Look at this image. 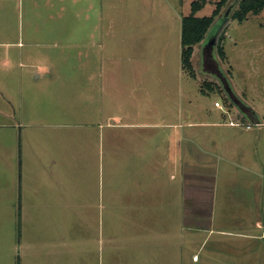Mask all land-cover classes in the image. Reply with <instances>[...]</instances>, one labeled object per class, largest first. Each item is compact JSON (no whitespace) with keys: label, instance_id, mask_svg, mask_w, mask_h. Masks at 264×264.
I'll list each match as a JSON object with an SVG mask.
<instances>
[{"label":"crops","instance_id":"1","mask_svg":"<svg viewBox=\"0 0 264 264\" xmlns=\"http://www.w3.org/2000/svg\"><path fill=\"white\" fill-rule=\"evenodd\" d=\"M17 7L13 0H0V38L9 33ZM14 43L0 41L5 47ZM19 67L33 66H0V264H18L20 248L26 250L20 259L25 264H39L44 253L48 256L44 264H65L68 157L75 158L82 174L86 171L80 181L78 213L95 215L100 223L110 216L108 230L115 229L116 215H121L128 246L139 247V256L125 255L123 264H180V258L182 264H264V191L254 190L264 182L256 156L264 147L263 128H236L235 122L249 121L231 100L233 110L196 118L188 113L183 122L178 110H172L175 96H164L160 67L147 72L146 66H127L126 76L108 77L100 110L85 114L88 120L75 128L70 146L65 130L59 128L65 125L62 121L52 130L18 128L17 110L9 104L18 101L13 80ZM37 67L54 72L46 76L48 85L62 77L61 66ZM92 67L75 66L74 80L82 70L92 80ZM121 81L130 84L119 86ZM252 116L260 120L257 112ZM183 125L188 129L181 135ZM183 140L187 145L180 159ZM100 141L111 161L107 166L115 169L116 158L124 174L123 193H108L106 207L100 194L93 193L87 175L103 152ZM19 163L27 170L25 175L19 173ZM111 182L115 183L113 177ZM20 216L29 233L26 248L16 237ZM112 262L116 264L113 257Z\"/></svg>","mask_w":264,"mask_h":264},{"label":"rangeland","instance_id":"2","mask_svg":"<svg viewBox=\"0 0 264 264\" xmlns=\"http://www.w3.org/2000/svg\"><path fill=\"white\" fill-rule=\"evenodd\" d=\"M193 1L13 0V5L18 3V7L13 9L9 33L4 34L0 41L16 44L6 47L0 45V66H33L19 67L17 77L13 80L18 101L9 106L17 110L18 128L52 130L55 122L62 121L65 125L59 128L65 130L68 145L74 146L77 134L75 128L88 120L85 118L86 113L89 115L101 108L102 99L107 96V88L106 91L104 89L108 85V77L113 74L125 75L127 66H146L147 72L153 68H157L158 72L160 67L164 96H175L172 110H178L183 122L188 113H193L196 118L198 114H208L210 111L221 113L227 108L233 110L224 90H209L202 85L204 80L220 85L215 76L204 71L205 66L209 70L218 66L221 72L227 74L233 92L255 108L262 122L252 123L246 116L244 121H249L252 128H263L264 133V9L258 14H248L246 19L239 21L231 16L239 0H228L206 34L207 37L218 32L217 45L223 46L225 56L221 57L217 45H213V50L209 49L213 59L208 62L205 61L204 45L197 47L198 51L192 57L196 68L194 78L181 68V19L190 14ZM205 1L195 13L196 16L212 14L217 0ZM221 34L223 37L219 39ZM17 41H21V44L18 45ZM37 66H61L59 71L62 77L59 80L52 79L53 85H48L50 80L46 76L54 72L48 74ZM75 66H93L92 80L88 79L86 70L79 71L80 77L74 80ZM33 71L40 72V75L35 77ZM129 84L122 81L118 83L119 86ZM146 84L149 88L148 81ZM119 96H123L122 91ZM48 97L51 98L46 99ZM216 100L220 102V108L215 107ZM163 105L171 104L164 101ZM53 111L57 114L53 115ZM96 119L102 121L100 117ZM218 119H222L221 115ZM205 128L209 130L213 127ZM236 128L246 129L245 123L237 124ZM187 129L184 125L180 126V134ZM182 145L180 159L184 155L183 151H186L187 141L183 140ZM100 147L103 152L88 168L87 175L92 180L93 193L100 194L106 207L108 193L109 196L112 191L123 193L121 177L124 174L116 158L115 169L107 166L111 161H107L105 143L100 141ZM263 148L258 149L256 156L259 169L264 173ZM19 151L22 155L20 146ZM69 158L66 166L68 205L65 264H115L112 257L116 259V264H123L125 255L138 257L139 247L128 246L129 235H125L121 215H116L119 223L116 225L115 219V229L108 230L112 222L108 226L110 216L106 215V208L107 224L98 222L95 215L91 218L78 213L81 209L78 206L80 181L86 176V171L82 174V168L74 164L75 158ZM18 170L24 175L27 172L23 163H19ZM112 177L114 184L111 182ZM259 189L264 191V182L254 187L256 191ZM100 205L101 202H97L98 209ZM111 233L115 235L113 238ZM28 234L26 222L20 216L16 221V237L24 243V248ZM25 251L20 248L16 252L19 261L25 256ZM47 260L46 253L38 257L39 264ZM19 261L16 263L25 264L26 260L24 263ZM179 262L182 264L181 258Z\"/></svg>","mask_w":264,"mask_h":264},{"label":"trees","instance_id":"3","mask_svg":"<svg viewBox=\"0 0 264 264\" xmlns=\"http://www.w3.org/2000/svg\"><path fill=\"white\" fill-rule=\"evenodd\" d=\"M205 2V0L193 1L190 14L183 16L181 19V67L194 78H196V70L192 62V56L195 48L204 40L209 28L219 15L221 8L228 3V0H217L211 15L196 16L195 13L203 7ZM263 9L264 0H239L237 8L231 16L243 21L248 14H258ZM222 37L221 34L219 39ZM217 51L221 57L225 56L223 46L217 45ZM202 85L209 90H222L217 82L204 80Z\"/></svg>","mask_w":264,"mask_h":264},{"label":"water","instance_id":"4","mask_svg":"<svg viewBox=\"0 0 264 264\" xmlns=\"http://www.w3.org/2000/svg\"><path fill=\"white\" fill-rule=\"evenodd\" d=\"M218 42V32H216L215 34L212 35H207V37L204 38V40L201 42V46L204 45V54L206 57V60H208V62H211L212 58V54L210 53L209 49H211L213 47V45H217ZM213 50V48L211 49V51ZM206 51H209L206 53ZM207 62V63H208ZM204 71L208 72V74L215 76L218 80V82L220 83L222 89L224 90V92L226 93V95L228 96V98L232 101L233 105L236 107V109L238 111H240L242 114H244L246 117H248L252 123H260L261 121L258 118H254L252 116L254 112V110H252V108L240 97H238L234 92L233 89L230 85V82L228 81V77L227 74L220 71V67H215V69H211L209 70L206 66L204 67ZM215 78V79H216Z\"/></svg>","mask_w":264,"mask_h":264},{"label":"built area","instance_id":"5","mask_svg":"<svg viewBox=\"0 0 264 264\" xmlns=\"http://www.w3.org/2000/svg\"><path fill=\"white\" fill-rule=\"evenodd\" d=\"M215 105L220 106V102L219 101H216L215 102ZM235 124H242V122H235ZM245 126H246V128H250L251 127L250 122L245 123Z\"/></svg>","mask_w":264,"mask_h":264},{"label":"flooded vegetation","instance_id":"6","mask_svg":"<svg viewBox=\"0 0 264 264\" xmlns=\"http://www.w3.org/2000/svg\"><path fill=\"white\" fill-rule=\"evenodd\" d=\"M223 90V89H222Z\"/></svg>","mask_w":264,"mask_h":264}]
</instances>
